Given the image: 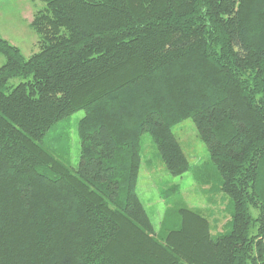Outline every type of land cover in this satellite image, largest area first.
<instances>
[{"label":"trees","instance_id":"obj_1","mask_svg":"<svg viewBox=\"0 0 264 264\" xmlns=\"http://www.w3.org/2000/svg\"><path fill=\"white\" fill-rule=\"evenodd\" d=\"M41 1L38 50L0 35V264H264V0ZM81 109L73 169L44 138ZM186 118L229 230L182 207L159 238L136 192L141 138L181 175Z\"/></svg>","mask_w":264,"mask_h":264},{"label":"rangeland","instance_id":"obj_2","mask_svg":"<svg viewBox=\"0 0 264 264\" xmlns=\"http://www.w3.org/2000/svg\"><path fill=\"white\" fill-rule=\"evenodd\" d=\"M44 7L41 0H0V35L17 46L25 57L38 50V34L30 22L33 14ZM4 61L0 55V65ZM20 81L11 79V84ZM84 111L78 110L57 122L47 132L44 146L71 168L80 158L78 121ZM172 132L189 161V169L181 175L169 173L151 137L141 138V163L136 192L147 210L156 235L180 226L179 208L201 213L210 224L211 234L226 232L230 220V199L219 190V176L210 160L191 118L172 127Z\"/></svg>","mask_w":264,"mask_h":264}]
</instances>
